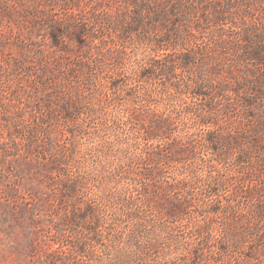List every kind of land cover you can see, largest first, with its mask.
Masks as SVG:
<instances>
[{
	"label": "rangeland",
	"instance_id": "374dc122",
	"mask_svg": "<svg viewBox=\"0 0 264 264\" xmlns=\"http://www.w3.org/2000/svg\"><path fill=\"white\" fill-rule=\"evenodd\" d=\"M112 1L115 0H80L78 7L69 3V12L63 14L60 6L64 0H0V142L5 143L8 151L13 153L17 149L21 155L3 160L0 150V264H170L169 261L187 264V257H180L181 247L169 246L145 232L155 244L138 251L136 256L131 255L133 249L127 233L138 228L135 220H131L130 211L134 215L138 211L137 216L147 215L163 232L175 226L179 236H188L198 224L204 223L211 225L213 236L228 229L232 233L228 237L230 264H264V0L231 1L233 13L241 9L236 17L260 28V62H244L248 69H243V73L237 68L217 70L205 66L212 83H223L225 90L191 87L182 93L181 99L172 102L180 110L195 103H209L212 96L220 102L229 101L219 121L227 135L222 146L229 154L226 160L222 163L214 160L216 148L202 146V128L194 123L191 113H181L175 116L170 133L159 130L157 135L166 137L164 140L169 138L172 147L194 146L195 152L180 155L169 152L168 158L177 156L178 161L159 165L148 161L145 154L139 159L138 152L152 150L163 139L147 137L142 121L133 112L138 118L135 133L139 145L131 147L125 142L128 128L119 119H125L132 105L143 109L145 104L140 96L146 88L168 96L160 85L161 80L137 83L134 91L127 92L131 97L124 99L108 88L112 78L108 74L103 80L107 85L98 97L101 116L96 119L88 117L82 108L73 109L72 115L77 121L82 120L84 131L64 122L59 116V106L54 105L67 97L59 75L64 63L78 51L80 34L74 30L71 13L80 10L87 18L93 10L105 9ZM53 13H56L54 22L46 25L44 21ZM226 22L223 31L230 34V20ZM133 43L128 42L130 54L125 57L122 71L119 70L124 77L132 76L137 68L135 60L147 53L142 52V44ZM243 44V49L249 47L248 43ZM201 45L202 37L188 46ZM29 70L44 71L52 84L44 86L33 78L30 81L25 75ZM191 72L195 78L197 70L193 68ZM186 76L187 72H178L176 80L183 81ZM238 87L245 90L235 95ZM157 99L153 97L147 104L161 113L163 102ZM40 118L46 127L45 134H29L37 129L34 124ZM12 122L18 125L14 127ZM10 134L15 136V142L10 141ZM49 135L54 136L53 143L63 149L64 155L70 157L65 165V172L75 182L71 186L72 194L69 193L70 204L61 195L67 188L50 190L58 168L49 164L52 159L48 149L53 146ZM33 139L37 144L31 146ZM210 170L222 179L237 173L244 178L243 187L237 185L238 181L225 188L211 187L204 180ZM182 171L185 173L181 175ZM132 172H138L140 179L136 180L137 188L129 191ZM183 178L187 179L182 181ZM252 185L260 186L259 200L248 192L231 200L234 193L249 191ZM177 199H183L187 209L175 217L167 215V207ZM227 201L234 204L230 220L219 209ZM208 205L215 211L218 209L217 213H212ZM255 205H260L258 222L249 212ZM253 223H257L259 232L254 230L252 236L243 237L244 231L253 230L250 228ZM151 230L149 227L146 231Z\"/></svg>",
	"mask_w": 264,
	"mask_h": 264
},
{
	"label": "trees",
	"instance_id": "16d2710c",
	"mask_svg": "<svg viewBox=\"0 0 264 264\" xmlns=\"http://www.w3.org/2000/svg\"><path fill=\"white\" fill-rule=\"evenodd\" d=\"M231 1L115 0L110 5L107 4L105 9L93 10L87 18L80 14V10L79 13L72 12L70 19L74 30L78 31L80 36L77 44L78 51L73 55V58L64 63L59 75V80L63 84H60V86L67 91V97L54 104L60 108V118L71 126L75 124L79 131H84L85 127L81 123L82 120L77 121V119H74L73 109L82 108L88 117L92 116L98 119L102 112L98 97L102 94L104 86L107 85V82L103 83V80L108 78V74L112 77L111 81L108 82V88L124 99L131 97V94H127V92L134 91L138 87L137 83L161 80L160 85H163L162 89L168 96L157 95L152 89L146 88L140 96V101L145 104L143 109L132 105L126 112L125 119H119V122L121 121V124L126 125L128 128L125 133V142L131 147L139 145V137L135 133L139 118L144 129H146L147 137L150 139L161 138L164 142L155 145L150 151H143L142 153L140 150L138 158L141 159L145 154L147 160L153 161L155 165H159L164 161L176 162L178 161L177 156L168 158L172 151L176 155L183 154L186 151L193 154L195 152L194 146L181 144L172 147V141L168 137L167 140H164L166 137L157 135V132L160 130L161 132L170 133L175 116H180L181 113H191L194 123L202 128V146L213 150L216 148L217 153L214 160L217 163L224 162L226 156L229 155L225 153V149L222 147L224 142H227V135L219 125V121L223 119L224 109L228 107L227 102L229 101L220 102L219 99H216V96H212L209 103H195L190 108L182 107L180 110L176 109L172 102L176 101L175 99H181L182 93L191 90V87L192 89H198L212 86L216 92L225 90L226 86L221 85L223 83H212L210 74L204 71L205 66L208 68L216 67L217 70L237 68L240 69L239 73H243L245 71L243 69H248L247 66H244V62L248 64H250L249 61L253 60L260 62V28L247 23L240 16L236 17L237 11L241 9L237 8L235 9L236 12L233 13L234 7ZM79 2L80 0H64L63 6H60L61 12L66 14L70 10L69 3H74L78 7ZM112 9L113 12L110 11ZM53 16H56V13L50 14L44 23L50 25L54 22L55 18ZM228 19L231 23L230 31L232 33L230 34L223 31ZM262 36L264 37V30ZM200 37H202V45L189 48L188 45ZM128 42H134V45L142 44V52L147 51V53L143 58L135 60L134 66L137 68L132 71V76L124 77L119 70L122 71L125 66V57L130 54L127 51L129 48L127 46ZM243 43H248L249 47L243 49ZM178 48L183 51H177ZM132 52L133 49H131ZM193 68L197 70L195 78L192 75L193 72H191ZM183 71L187 72V78L183 81L176 80L178 72ZM25 75L30 81L33 78V81L44 86H49L53 82L41 70L40 73L29 70ZM70 77L74 79L70 80ZM128 79L131 80V83ZM240 89L242 90L239 91ZM244 90V87H240L234 94L239 95ZM195 95L199 94L195 92ZM153 97L158 98L157 102H163L161 105L164 106V110L161 113L148 107L147 103ZM228 99L230 100L231 96L228 95ZM133 112L137 114L138 118L134 116ZM55 120L58 119L55 117ZM141 123L139 122V124ZM12 124L14 127L18 125L16 122H12ZM34 125L37 129L29 134L40 132L45 134L46 127L41 118L39 121H35ZM139 131L138 128V133ZM69 133L71 134V132ZM32 138L34 137L32 136L30 139ZM49 138L53 143L54 136L49 135ZM9 139L11 142H15V136L12 137L11 134ZM30 142H32L31 146L37 144L34 139ZM4 144V142H0L1 158L3 160H6L8 156H21L16 148L12 153L4 147ZM48 145L49 143L47 147ZM52 145L48 149L50 159H52L49 164L57 166L58 169L55 177L51 179L50 190L59 189V187L67 188L63 190V193L60 190V193H62L65 202L70 204L72 198L70 194L73 192L71 186L75 183L70 175L65 172V165L69 162L70 157L69 155L65 156L63 149L58 148L56 143ZM187 147H189L188 150H186ZM29 155H32V153L30 152ZM236 165L239 166L238 163ZM206 167L211 168L209 165ZM184 173L182 171L181 175ZM229 176L222 179L210 170L204 180L211 187L225 188L236 181H238L237 185L243 187L244 178L242 176L237 173H232ZM138 179H140L139 173L132 172L127 190L131 191L137 188L136 180ZM186 179L183 178L182 181ZM210 191L212 192L211 189ZM247 192L253 198L259 200L260 186L257 185H252L249 191L242 190L240 194L238 192L234 193L231 200H236L241 197L242 193ZM256 200H253V203H256ZM232 201L222 203L219 208L228 220H230L231 212L234 211ZM207 208L212 210V213H217L218 209L215 211L212 205H208ZM186 209L187 203L183 199H177L167 207L166 214L175 217ZM249 212L254 221L258 222L260 220V205H255ZM137 213L138 211H136ZM129 214L131 220H135L138 228L127 233L129 246L133 249V254H131L133 256H136L138 251L147 250L155 244V240L152 241L148 235H144L145 232L166 241L169 246L175 244L176 247H181L180 257H187V264H230L231 262L228 237L232 233L228 229L218 231V234L213 236L211 225L204 223L198 224L188 236H179L174 231L175 226H169L168 231L163 232L157 226L158 224L147 215L140 214L137 216L134 215V211H130ZM148 225L153 230L146 231L149 228ZM250 228L253 230L244 231L243 237L246 235L252 236L254 230L259 232L257 223H253ZM139 238L142 239L141 242ZM169 250L171 249L169 248ZM253 253L259 255L260 252L254 250ZM164 263L166 262L162 264ZM169 263L172 264L173 261H169Z\"/></svg>",
	"mask_w": 264,
	"mask_h": 264
}]
</instances>
